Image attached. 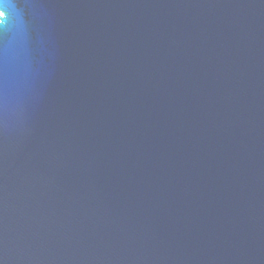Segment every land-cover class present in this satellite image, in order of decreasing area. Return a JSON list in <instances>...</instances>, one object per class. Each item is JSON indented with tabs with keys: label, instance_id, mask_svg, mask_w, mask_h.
Listing matches in <instances>:
<instances>
[{
	"label": "water",
	"instance_id": "water-1",
	"mask_svg": "<svg viewBox=\"0 0 264 264\" xmlns=\"http://www.w3.org/2000/svg\"><path fill=\"white\" fill-rule=\"evenodd\" d=\"M0 264H264V0H0Z\"/></svg>",
	"mask_w": 264,
	"mask_h": 264
}]
</instances>
